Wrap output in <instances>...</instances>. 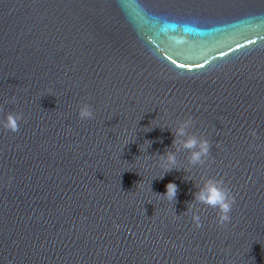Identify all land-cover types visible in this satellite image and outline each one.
I'll return each instance as SVG.
<instances>
[{"label": "water", "instance_id": "1", "mask_svg": "<svg viewBox=\"0 0 264 264\" xmlns=\"http://www.w3.org/2000/svg\"><path fill=\"white\" fill-rule=\"evenodd\" d=\"M8 112L0 264H264V0H0ZM207 177L236 198L224 226Z\"/></svg>", "mask_w": 264, "mask_h": 264}, {"label": "clouds", "instance_id": "2", "mask_svg": "<svg viewBox=\"0 0 264 264\" xmlns=\"http://www.w3.org/2000/svg\"><path fill=\"white\" fill-rule=\"evenodd\" d=\"M14 101V98H13ZM78 115L81 119L91 118L93 116L91 105L87 103H81L78 107ZM22 119V114L8 112L0 117V127L7 128L8 130L15 132L18 131V121ZM193 121L191 118L178 119L176 127L177 141L188 149H196L190 153V161L198 163L202 161V157H208L209 155V142L206 138L195 135H188L186 129L191 126ZM255 135L253 131L251 133ZM183 137V139H179ZM177 141H174L176 143ZM176 163L175 154L171 151L165 152L158 158L159 167L164 170H169ZM168 200L172 201L176 195V185L169 182L166 185V190L161 194ZM195 200L201 204L208 205L214 209H217V223L221 226L226 225L231 220V210L235 204L236 198L231 193L222 180L215 177H207L204 179L203 185L194 194ZM195 205H190L188 210L194 209ZM197 211H193V220L196 227H201L200 216Z\"/></svg>", "mask_w": 264, "mask_h": 264}, {"label": "snow or ice", "instance_id": "3", "mask_svg": "<svg viewBox=\"0 0 264 264\" xmlns=\"http://www.w3.org/2000/svg\"><path fill=\"white\" fill-rule=\"evenodd\" d=\"M239 46V45H238Z\"/></svg>", "mask_w": 264, "mask_h": 264}]
</instances>
